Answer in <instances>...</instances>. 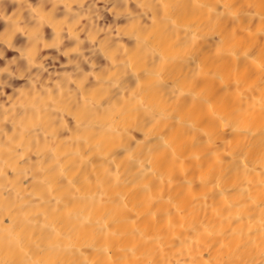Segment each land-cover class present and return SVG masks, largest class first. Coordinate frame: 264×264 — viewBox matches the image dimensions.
<instances>
[{"label": "bare ground", "instance_id": "bare-ground-1", "mask_svg": "<svg viewBox=\"0 0 264 264\" xmlns=\"http://www.w3.org/2000/svg\"><path fill=\"white\" fill-rule=\"evenodd\" d=\"M0 264H264V0H0Z\"/></svg>", "mask_w": 264, "mask_h": 264}]
</instances>
